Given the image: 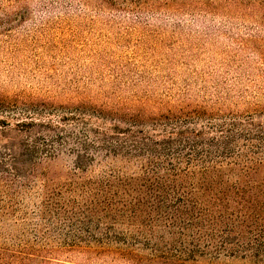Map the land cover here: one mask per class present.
<instances>
[{"label":"rangeland","instance_id":"374dc122","mask_svg":"<svg viewBox=\"0 0 264 264\" xmlns=\"http://www.w3.org/2000/svg\"><path fill=\"white\" fill-rule=\"evenodd\" d=\"M186 102L264 117V0H0V155L30 144L32 159L13 187L0 181V246L83 259L64 252L78 240L66 209L79 199L65 185L85 130L49 129L51 117ZM126 166L101 153L86 174Z\"/></svg>","mask_w":264,"mask_h":264},{"label":"trees","instance_id":"16d2710c","mask_svg":"<svg viewBox=\"0 0 264 264\" xmlns=\"http://www.w3.org/2000/svg\"><path fill=\"white\" fill-rule=\"evenodd\" d=\"M96 114L69 111L47 121L49 129L70 123L85 130L65 185L79 199L66 207L78 240L64 252H79L82 261L56 257L55 249L0 246V264H264L263 116H223L188 102L114 118ZM24 146L0 155V181L10 187L32 162L30 144ZM101 153L120 157L126 170L87 176ZM36 170L30 163L25 172Z\"/></svg>","mask_w":264,"mask_h":264}]
</instances>
